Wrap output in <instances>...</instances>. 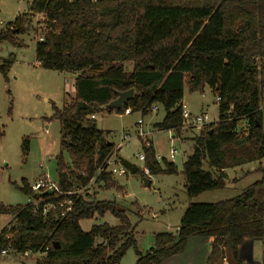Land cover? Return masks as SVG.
Here are the masks:
<instances>
[{
  "label": "trees",
  "instance_id": "obj_1",
  "mask_svg": "<svg viewBox=\"0 0 264 264\" xmlns=\"http://www.w3.org/2000/svg\"><path fill=\"white\" fill-rule=\"evenodd\" d=\"M30 5L29 14L0 28V41H12L14 32H24L32 13L42 14L35 60L45 69L75 74L74 90L68 99L64 94L61 108L52 104V117L60 126L55 156L59 191L54 193L60 196L55 200L54 194H36L23 179L20 191L41 203L33 211L32 203L0 201V215L11 217L9 231L5 226L0 229V251L41 253L33 264H119L132 248L135 264H159L181 252L188 236L198 235L210 237L209 263L226 259L243 264L239 246L264 233V98L256 62L264 59V0H31ZM9 64L0 65L6 81ZM185 87L201 93L208 87L219 97L217 120L192 138L193 150L182 162L189 202L177 228L155 233L154 246L141 252L135 226L115 200L66 193L85 189L91 181L107 191L123 190L111 173L99 172L114 144L107 140L108 131L94 123L95 112L130 108L144 115L159 105L164 115L154 127L178 137ZM131 88L132 99L119 109H100L116 98V91ZM241 120L247 124L244 131L237 130ZM141 144L149 175L177 174L173 162L158 161L152 145ZM27 148L25 139L24 153ZM255 161L258 167L242 177L252 173L260 177L237 195L215 202L192 201L223 189L227 169ZM135 174L145 176L140 168ZM67 200L72 202L69 206L64 204ZM44 203L53 208L43 213ZM105 213L119 223L81 228V220Z\"/></svg>",
  "mask_w": 264,
  "mask_h": 264
},
{
  "label": "rangeland",
  "instance_id": "obj_2",
  "mask_svg": "<svg viewBox=\"0 0 264 264\" xmlns=\"http://www.w3.org/2000/svg\"><path fill=\"white\" fill-rule=\"evenodd\" d=\"M30 2L31 0H0V23H2L0 28L5 27L22 13L29 14ZM41 30H43L42 14L32 13L24 32L19 34L14 32L12 41H0V65L10 62L7 81L0 71V201L5 205H24L34 200L20 191L19 187L23 179L30 186L44 177L57 183L55 156L59 152L60 126L59 121L52 117V104L61 108L64 94H67V99L72 95L75 74L45 69L37 63L34 49ZM256 62L264 82V59H258ZM129 68L127 64V69ZM182 102L192 114L205 113L209 119L208 124L217 120V102L208 87H205L202 93L189 92L185 87ZM157 107L155 111L151 110L144 115L140 112L124 114L98 111L94 113L93 121L97 128L108 131L107 140L113 142V151H116V147L119 149L117 156L135 163L138 169L144 170V162L137 158L144 152L140 140L142 137H138L136 132L139 129L136 122L141 118L142 130L152 141L155 155L159 157L158 161L164 158L173 162L177 167V174L145 175L151 180L147 187L139 174L128 173L123 176L114 174V181L125 186H122V192H125L124 188H126V197L123 200L115 198V194L119 192L104 190L95 183L80 192L85 199L115 200L117 206L126 211L130 222L135 226L134 237L141 252L154 246L155 233L173 232L179 223L186 201H189L184 192L182 162L193 150L192 138L208 126L206 124L200 128H185L178 137H172L170 131L158 130L154 127V123L159 122L164 115L161 106L157 105ZM261 107L264 118V100ZM246 127V121L241 120L238 122L237 130L244 131ZM25 139H28L26 153L22 150ZM172 148L176 153L170 158L169 150ZM65 156L68 159L66 154ZM258 163L248 162L229 168L227 173L229 176L233 174L237 176L241 170L247 169V172H250L258 167ZM263 163L264 160L261 161V164ZM259 177L258 173H252L239 178L232 185L227 184L223 189L207 192L192 201L215 202L231 198ZM9 221V216L0 215V229ZM101 223L115 226L119 221L110 213L80 221L81 228L85 231L91 225ZM27 253L25 255L8 250L6 254H0V264H33L43 257L41 253ZM135 260V252L129 248L119 264H135ZM196 260L197 257L194 264Z\"/></svg>",
  "mask_w": 264,
  "mask_h": 264
},
{
  "label": "crops",
  "instance_id": "obj_3",
  "mask_svg": "<svg viewBox=\"0 0 264 264\" xmlns=\"http://www.w3.org/2000/svg\"><path fill=\"white\" fill-rule=\"evenodd\" d=\"M156 109H158L157 106H156ZM142 125H143V123H142ZM129 136L130 135H127V137H129ZM147 137H148V134H147ZM140 140L142 141L141 138H140ZM150 142L152 145L151 140H150ZM116 148H117L116 151H113L115 153V155H117V151L119 150L118 147H116ZM118 157L119 156H117V158ZM156 158H157V160H159L158 156H156ZM247 171H248L247 169L245 171L241 170V173L239 175L235 176V174H233L232 175L233 177H232V176L228 175V173H227L228 169H227L226 174H227V180L229 182L227 181L226 185L227 184L232 185L233 179L241 178V176ZM234 172H235V170H234ZM149 181L151 183V180H149ZM150 183H149V185H150ZM95 184L100 186V184H98V183H95ZM121 186L125 187L124 185H121ZM124 190H125V192H119V193H116L114 191L116 193L115 198L116 199L121 198V200H123V198L126 197V188H124ZM205 193L207 194V192H205ZM205 193H203V194H205ZM201 195H199V196H201ZM199 196H197V198ZM263 198H264V196H263ZM198 201H206V200H198ZM188 202L189 201L187 200L185 205H187ZM177 226H178V224L176 225V228H177ZM212 251L213 250L210 247V237L191 235V236L187 237L185 247L181 252H178V253H175L171 256H168L167 258L162 260L159 264H184V263L185 264H194L195 257H197L196 264H211V262L209 263L207 259H209V255H211ZM221 253H222V251H220V250H218L215 253V256L217 259H219ZM238 256H239L240 261L243 264H264V233H263V236L261 238L247 239L242 245H240L239 249H238ZM221 264H229V263L226 259H224V260H222Z\"/></svg>",
  "mask_w": 264,
  "mask_h": 264
},
{
  "label": "built area",
  "instance_id": "obj_4",
  "mask_svg": "<svg viewBox=\"0 0 264 264\" xmlns=\"http://www.w3.org/2000/svg\"><path fill=\"white\" fill-rule=\"evenodd\" d=\"M69 1H73V0H69ZM91 1H95V0H91ZM2 24V23H0ZM38 40L41 41L42 37L38 36ZM262 91H264V82L262 85ZM219 100V97H215V101L217 102ZM152 111L156 110V106H153ZM124 114H131V109L127 108L123 111ZM181 115H182V123H181V129H187V128H191V127H196V128H200L203 125H206L209 123V119L207 117V115L205 113L202 114H192L191 112H189L186 109L185 104L182 103V110H181ZM94 115H92L91 117H93ZM137 125L139 127V129L137 130V135L138 137H142V142L144 145L149 146L151 144L149 138L147 137V134L144 133V131L142 130V119L139 118L137 120ZM176 153V150L174 148L169 150V156L172 158L174 156V154ZM138 160L139 161H144V154L141 153L138 155ZM106 171L111 173L112 175L117 174L119 176H123V175H127L129 173V171L119 162L117 155H115V153H111L104 161V164L102 166L101 169H99L100 171ZM144 175H149L148 174V169L145 167L144 170ZM93 184V182L91 181L89 183V185L86 188H88L89 186H91ZM32 191L36 194H40V195H44L46 194L47 191H49L48 195H52L54 193H57L58 190V186L57 183H53L51 181H49L46 177H44L41 180L36 181L32 186H30ZM82 190L79 191H69L68 193H66V195H72L74 193H80ZM60 195L58 194H54L53 199H57ZM32 209L33 211H37L38 209V205L41 203L40 201L34 199L32 202ZM60 206H62L63 202H58ZM72 202L71 200H67L64 201V204L66 205H70ZM50 208H53V204L52 203H44L42 206V211L43 213L47 212ZM11 219V217H9ZM6 230L9 231L10 226H8L7 224L5 225ZM9 249H10V245ZM8 251V249H4L0 251V254H6ZM29 252V251H28ZM23 254L27 255V252H24Z\"/></svg>",
  "mask_w": 264,
  "mask_h": 264
},
{
  "label": "water",
  "instance_id": "obj_5",
  "mask_svg": "<svg viewBox=\"0 0 264 264\" xmlns=\"http://www.w3.org/2000/svg\"><path fill=\"white\" fill-rule=\"evenodd\" d=\"M29 7L31 8V5ZM133 91H134L133 88L126 91H116V98L109 101L106 104L101 105L100 109L102 110L119 109L124 103L132 99ZM108 144L110 143L108 142ZM118 160L129 171V173L135 174L136 171L138 170V166L129 160L123 157H118ZM141 180L143 181V184L146 187L149 186L150 179L148 177L141 176ZM46 194H49V191H47Z\"/></svg>",
  "mask_w": 264,
  "mask_h": 264
}]
</instances>
